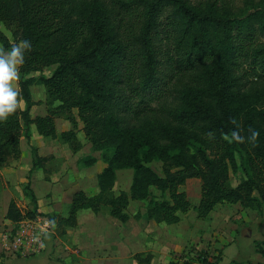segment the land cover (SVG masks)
<instances>
[{
	"label": "trees",
	"instance_id": "1",
	"mask_svg": "<svg viewBox=\"0 0 264 264\" xmlns=\"http://www.w3.org/2000/svg\"><path fill=\"white\" fill-rule=\"evenodd\" d=\"M0 23L13 37L0 29L3 48L32 43L18 80L25 107L0 122V170L22 157L21 140L31 142L33 130L79 152V121L106 164L98 193L77 191L67 216L38 213L55 222L60 237L77 227L81 210L106 208L127 223L132 201L148 202L135 219L158 224H177L191 210L206 220L225 203L264 216V0H0ZM49 68V76H32ZM34 85L47 94V115L35 118ZM58 118L72 129L59 135ZM249 128L260 134L254 145ZM32 157L34 169L48 161L36 147ZM153 161L161 162L162 176L148 165ZM96 162L92 155L79 160ZM124 168L134 170L133 183L116 194ZM232 175L240 176L236 186ZM191 179L201 181L198 205L181 189ZM29 184L34 210L24 214L11 201L6 219L37 214ZM255 245L264 257V241ZM134 259L153 264L154 256ZM196 260L215 264L204 250Z\"/></svg>",
	"mask_w": 264,
	"mask_h": 264
},
{
	"label": "crops",
	"instance_id": "2",
	"mask_svg": "<svg viewBox=\"0 0 264 264\" xmlns=\"http://www.w3.org/2000/svg\"><path fill=\"white\" fill-rule=\"evenodd\" d=\"M38 105L39 104L34 106L31 111V115L32 113H34V115H32L33 118L37 116L47 115V106L44 104L45 105L44 108L42 109L41 112H39ZM56 129L58 134L60 135L63 132L71 130L72 125L69 123V121L65 120L64 118H58L56 119ZM33 132L34 134L31 143L33 144V142H37V146L34 147L38 149V153L40 157L49 158L48 154L43 153L41 148V143H45L47 142L46 141L47 139H51V138L45 139V137L36 134L35 130H33ZM52 140L58 142V140L60 139H52ZM49 146H54V145H49ZM21 150H22V157L11 165L10 170L6 168L0 170V179L3 181L2 184H0V227L5 226L11 222L10 220L6 219V214L10 202L13 201V199L9 197L10 188L8 184L9 182L11 184L13 181L12 175L14 176V180H15L16 178L15 174H18L17 176L20 177H25L26 173H28V171L31 170L32 173L31 189L34 190V180L37 174L36 170L42 169V168L34 169L33 157L30 156V158L28 159L25 156L23 139L21 140ZM80 153L81 152L79 153L77 152L75 155L71 154L68 156V155H58L52 152L50 158H55L56 160H59L60 164L65 166V163L68 162L67 160H70L73 157L76 158L77 160H80L79 159L81 156ZM92 156H94L97 159V162L93 166L85 168L83 172L80 173V176L75 175L76 180L78 182L75 185L79 188L82 187L84 188L85 186L87 188L89 187L91 188L92 186L94 187L96 185V183L94 182V179L97 178L96 175H98L106 167L105 163L104 165L103 163H101L99 170L95 171V173H92L91 170H93L94 166H96L98 163L101 162L98 160V157L96 155L93 154ZM26 161H28V163H25ZM43 172H44V177L42 178V180L52 182L53 180L46 179L44 169ZM68 183H69L68 179L63 180L61 183H58L55 180L54 182L55 189L48 190L44 186L41 190H39V193H36L35 191L33 192L35 193V195L37 194V196L40 195V193L45 194L46 192L53 194L54 199L52 198V202L49 203L50 205L51 204L52 205L46 207L45 210L47 212H53L55 210L59 212L58 210H60L63 188H65L66 187L65 185ZM37 201L39 202L40 205L48 204L44 201V198L38 197ZM217 208H215L213 211L217 210ZM45 214H54V213L45 212ZM102 214L103 213L101 212L95 215H87V217H85L83 222L80 223V221L78 220V225L76 228L68 230L66 237L68 236V234H71V230L74 231L78 229L83 223L86 224V227L84 228L83 231L84 233H81L79 238L74 240L75 244H77L80 249V254L78 253L79 255H77V260L75 259L72 260L70 258L66 259L63 257L59 259L58 258L55 259L50 255H48V252L51 249V244H52L51 239L53 237V236H49L48 243L46 246V252L44 254L31 258H20L14 255L6 254L0 250V264H137L136 260L134 259V255H136L137 253H144V252L149 253V251H142V252L131 251L130 248H132L135 243L133 237L123 232L121 233V231L117 229L115 230L114 227H111V229L116 231V233H113L112 230L108 229L109 224H113L114 226H119L122 224L112 220L109 217L110 214L108 211H106V214L108 216L107 217L105 216V219L102 222L100 220ZM225 215H226L225 213H219V212L215 213L213 217L215 221L217 220L220 221L224 219L225 225L221 224L217 226V222H214L216 227L210 230L208 229L206 230L203 228H196L194 224L189 223V219H188L190 216L189 214L181 215V221L177 224L183 223V225H181V227H179L178 229H170L169 227L168 228L165 227V229H163V227L159 226V224L156 223L155 221L152 220L148 221L144 218L141 219L145 222H151L150 226H152V228L158 229L159 227L161 231L160 241L162 242L163 245L162 247L164 248L167 255H169L171 252L176 250H182V249L184 250L185 245L195 244L200 251L204 250L212 256L211 258L210 257L209 258L213 263L219 264L222 259V254H221L222 247L230 246V248L235 249V251L234 253H232L231 262H229L228 264H231L234 261L240 264H264V257L257 252L255 245L257 241L259 242L264 241V216L256 210L244 209L242 215L238 216V219L235 220V224L231 226L229 225L231 218ZM131 219L132 217L130 218V220ZM183 220L188 222H183ZM127 223H123V225ZM2 229L3 228H0V231ZM185 231H189L188 234H185ZM178 236H181L183 239L178 238ZM126 240L129 241L128 242L129 244L126 243L127 242ZM177 243H182L183 246L177 245L180 248L175 250V244ZM208 246L210 249L213 250V252L207 251ZM213 257L215 259H213Z\"/></svg>",
	"mask_w": 264,
	"mask_h": 264
},
{
	"label": "rangeland",
	"instance_id": "3",
	"mask_svg": "<svg viewBox=\"0 0 264 264\" xmlns=\"http://www.w3.org/2000/svg\"><path fill=\"white\" fill-rule=\"evenodd\" d=\"M0 29L9 37L10 40H13L12 33L9 30H7L6 27L1 23H0ZM0 47H2L1 44H0ZM54 68L46 69L43 73H32V76L39 77L41 74H45L49 76L51 75ZM13 86L16 89H19L18 81H14ZM31 90H32L33 99L35 102L39 103L38 105L39 112H41L44 106L46 105L45 104L46 98H47L46 90L44 86L42 85H34L32 86ZM24 107L25 105L23 103L21 105V108H24ZM75 113L77 114V111H75ZM32 115H34V113H32ZM77 135H78L80 142L82 143L81 151H79L81 152L80 153L81 156L79 159H82V158H85L87 156H91L94 154L98 157V160L101 161L96 166H94L93 170H91L92 173H95V171L99 170L101 163H103L104 165V161L101 159L102 156L100 152L95 153L92 150L91 144L86 139L85 132L83 131V123L81 121H79ZM46 141L47 142L45 143H41V148H42L43 153L48 154L49 158H48V161L44 163V166L41 170L40 169L36 170L37 174L34 180V190L33 191H35L36 193H39V190H41L44 186L48 190L55 189V186H54L55 180L56 182L61 183L63 180L68 179L69 183L65 185L66 186L65 188H63V192L61 196V203H60V210H58L59 212H57V210L53 212H47L45 210V208L50 205L49 203L52 202V198L54 199L53 194L46 192L45 194L40 193V195L38 196L36 194L37 199L38 197L44 198V201L48 203V204L40 205L38 202L39 204L38 209L40 210H38L36 213L45 214L46 212V213H54L53 215L66 216L68 215V212L70 209V203H71L72 197L77 191L83 190L89 195H96L98 193L97 178L94 179V182L96 183L94 187L93 186L91 188L90 187L87 188L86 186L84 188L77 187L75 184H77L78 182L76 180L75 175L80 176V173H82L83 170L87 167L81 165L79 163V160H77L74 157L71 158L70 160H67L68 162L65 163V166L61 165L59 160H56L55 158H50L52 152L58 155H68V156L71 154L75 155L76 153L73 152L69 144L62 142L61 140H58V142H55L52 139H47ZM49 145H54V146H49ZM34 146H37V142H33L32 144L31 142H27L25 139H23V147L25 150V156L28 159L30 158V156H32V148H34ZM146 152H147L146 148L142 149L141 155L144 157L146 155ZM14 162H15L14 160L11 161L10 164L5 168L10 170L11 165L14 164ZM25 163H28V161H26ZM148 165L156 173H158L161 176L163 175L161 162L153 161L152 163ZM43 169L45 171L46 179L53 180L52 182L42 180V178L44 177ZM31 174H32L31 170H29L28 173H26V175L24 174L25 177H20V176H17L18 174H15L16 175L15 180H14V176L12 175L13 181L11 184L10 182L8 183L9 188H10L9 197H11L13 201L17 203L18 207L21 209V211L24 214L34 210V204L31 202V199L25 193L26 185L30 183L29 185L31 186L32 184ZM133 177H134V170L131 168H124V169L118 170L114 192L116 194H119L122 191L129 192L131 185L133 183ZM238 177L240 176H234V175L231 176L232 178L231 184L233 186L238 185L239 183ZM2 182L3 181L0 179V184H2ZM181 189L187 193V196L189 197L193 205L199 204V201L201 198V181L199 179L189 180L187 184ZM156 193L159 195L158 192ZM147 204H148L147 201H132L128 208V213L132 217V219L127 224L123 225V223L120 222L119 220L109 216L112 220L122 224L123 226L122 225L114 226L113 224H109L108 229L112 230L113 233H116V231L111 229V227H114L115 230L117 229L121 231V233L123 232L127 235H131V237H133L135 241L133 247L130 248L131 251L133 252L149 251V253H153L154 255L153 264H188V263L196 264V261H197L196 258L200 250L197 248L195 244L185 245L184 250L183 249L176 250L180 248L177 245H182V243H177L175 244L176 251H173L169 255H167L164 248L162 247L163 246L162 242L160 241L161 231L159 227L157 226L158 229L152 228V226H150L151 222H145L142 219H135V215L137 213L144 212ZM107 210L108 209L105 208L104 211L102 212L103 214L100 218L102 222L104 221L105 216L106 217L108 216L106 214ZM217 211L219 213H225L226 214L225 216L230 217L231 220L229 222V225L233 226L235 224V220L238 219V216L242 215V212L244 211V209L240 205L235 206V205H229V204H221V206L219 205L217 210L211 213L210 218L206 220L198 219L196 211L191 210L189 213L190 216L188 218L189 223L194 224L196 228H203L206 230L215 228L216 226L214 222H217V226L221 224L225 225L224 219L220 221L219 220L215 221V219L213 218L215 213H218ZM87 215H95V214L89 210H81L78 213V220L80 221V223L84 221ZM183 222H188V221L183 220ZM181 225H183V223L176 224V225L159 224V226H162L163 229H165V227L166 228L169 227L170 229H178L179 227H181ZM3 227L4 226H1L0 228H3ZM85 227H86V224L83 223L78 229L74 231L71 230V234H68L67 237L66 236L60 237L59 234L55 232V234L53 235L51 239L52 244H51V249L48 252V255H50L51 257L55 259L57 258L59 259L63 257L66 259L70 258L72 260L73 259L77 260V255L80 254V249L78 245L75 244L74 240L79 238L81 233H84L83 231ZM188 232L189 231H185V234H188ZM178 238L183 239L181 236H178ZM126 241L125 242L129 244L128 243L129 241L128 240ZM207 251L213 252V250L210 249L209 246L207 247ZM221 251H222L221 252L222 259L219 264H228L229 262H231L232 253H234L235 249H231L230 246H226V247L223 246ZM144 253H147V252H144ZM207 254L210 258L212 257L208 252ZM213 259L215 258L213 257Z\"/></svg>",
	"mask_w": 264,
	"mask_h": 264
},
{
	"label": "clouds",
	"instance_id": "4",
	"mask_svg": "<svg viewBox=\"0 0 264 264\" xmlns=\"http://www.w3.org/2000/svg\"><path fill=\"white\" fill-rule=\"evenodd\" d=\"M31 49L32 43L27 39L13 44L9 49L0 47V122L7 121L24 103L21 93L13 86V82L20 79V68L25 64L26 53ZM231 122L237 123L235 119ZM249 132L247 141L254 145L260 135L259 131L249 128ZM232 139L238 143L245 142V138L236 133L233 134Z\"/></svg>",
	"mask_w": 264,
	"mask_h": 264
},
{
	"label": "built area",
	"instance_id": "5",
	"mask_svg": "<svg viewBox=\"0 0 264 264\" xmlns=\"http://www.w3.org/2000/svg\"><path fill=\"white\" fill-rule=\"evenodd\" d=\"M55 234L50 218L36 214L25 216L18 222L11 221L0 231V250L20 258H31L44 254L48 237Z\"/></svg>",
	"mask_w": 264,
	"mask_h": 264
}]
</instances>
